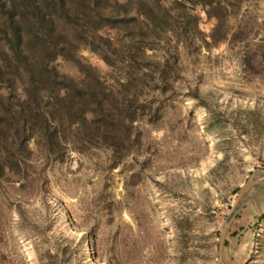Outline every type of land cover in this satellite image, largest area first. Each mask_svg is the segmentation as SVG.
Returning <instances> with one entry per match:
<instances>
[{"label": "rangeland", "instance_id": "rangeland-1", "mask_svg": "<svg viewBox=\"0 0 264 264\" xmlns=\"http://www.w3.org/2000/svg\"><path fill=\"white\" fill-rule=\"evenodd\" d=\"M71 1L52 65L102 101L58 132L0 80V264H215L264 169V0ZM224 242L264 264V184Z\"/></svg>", "mask_w": 264, "mask_h": 264}, {"label": "trees", "instance_id": "trees-1", "mask_svg": "<svg viewBox=\"0 0 264 264\" xmlns=\"http://www.w3.org/2000/svg\"><path fill=\"white\" fill-rule=\"evenodd\" d=\"M95 0H78L83 6ZM71 0H0V12L5 18L3 33L6 48H0V80L9 93H17L22 84L23 94L15 97V106L23 115L28 111L30 118L43 120L45 127L54 125L52 113L67 121L82 116L83 108L89 104L100 106L101 98L93 80L83 83L57 72L52 65L55 56L49 43L60 37L56 31L60 15L69 16ZM74 4V3H73ZM55 36V38H53ZM89 69L92 68L88 66ZM102 97V96H101ZM45 103L43 108L42 103ZM26 109V110H25ZM52 109L54 110L52 112ZM55 143L59 145L60 136L55 131ZM226 242H224V246Z\"/></svg>", "mask_w": 264, "mask_h": 264}, {"label": "water", "instance_id": "water-1", "mask_svg": "<svg viewBox=\"0 0 264 264\" xmlns=\"http://www.w3.org/2000/svg\"><path fill=\"white\" fill-rule=\"evenodd\" d=\"M264 184V169H257L254 171L250 177L247 178L245 183L239 188V191L234 199L233 204L230 207L226 219L222 222L219 228V237H218V255L217 261L215 264L222 263L223 247L227 229L230 225V222L234 219L238 206L243 198V196L255 185Z\"/></svg>", "mask_w": 264, "mask_h": 264}, {"label": "bare ground", "instance_id": "bare-ground-1", "mask_svg": "<svg viewBox=\"0 0 264 264\" xmlns=\"http://www.w3.org/2000/svg\"><path fill=\"white\" fill-rule=\"evenodd\" d=\"M207 140H210V138L208 137Z\"/></svg>", "mask_w": 264, "mask_h": 264}]
</instances>
